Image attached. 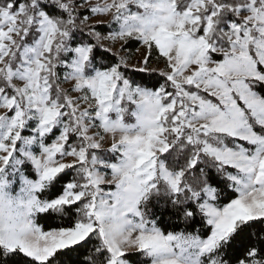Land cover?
<instances>
[{
	"label": "snow or ice",
	"instance_id": "1",
	"mask_svg": "<svg viewBox=\"0 0 264 264\" xmlns=\"http://www.w3.org/2000/svg\"><path fill=\"white\" fill-rule=\"evenodd\" d=\"M0 264H264V0H0Z\"/></svg>",
	"mask_w": 264,
	"mask_h": 264
}]
</instances>
